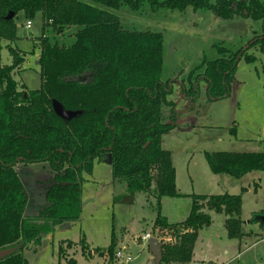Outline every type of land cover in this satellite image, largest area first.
Returning a JSON list of instances; mask_svg holds the SVG:
<instances>
[{
  "label": "trees",
  "instance_id": "16d2710c",
  "mask_svg": "<svg viewBox=\"0 0 264 264\" xmlns=\"http://www.w3.org/2000/svg\"><path fill=\"white\" fill-rule=\"evenodd\" d=\"M144 4L151 11L183 12L190 7L222 20L240 17L264 26V0H0V39L15 40L14 19L19 13L29 21L39 14L42 23L37 39L39 88L18 87L13 79L24 61L17 48L7 46L12 62L0 67V250L18 247L0 264H26L22 255L26 246L36 249L55 227L78 220L81 174L91 173L94 164L106 162L108 156L113 178L126 186L114 202L130 205L137 193L155 199L151 236L158 239L157 232L175 240L159 241L162 264L191 261L198 231L211 224L204 208L226 216L229 239L244 236L240 213L245 188L237 195H185L191 206L184 220L166 223L160 217V200L180 196L170 152L161 147L162 136L176 127L178 118L175 104L167 99L169 82L160 79L163 38L158 32L125 30L113 13L123 6L136 11ZM9 13L12 19L5 20ZM67 30L72 31L67 44L50 43L46 35L51 31L61 36ZM253 46L264 53V33L235 53L216 46L221 57L204 60L190 71L182 89L184 100L189 105L196 102L199 76L194 74L200 68L208 100L228 97L239 60L254 61L247 54ZM53 100L80 114L69 121L58 118ZM163 107L168 109L166 118ZM204 158L212 174L236 179L264 168L262 151L204 152ZM43 163L52 172L44 193L47 205L36 216L24 217L26 197L16 166ZM80 243L82 256L106 257V264H111L116 246L113 232L108 247L93 249V255L84 236ZM67 264L75 260L69 258Z\"/></svg>",
  "mask_w": 264,
  "mask_h": 264
},
{
  "label": "rangeland",
  "instance_id": "374dc122",
  "mask_svg": "<svg viewBox=\"0 0 264 264\" xmlns=\"http://www.w3.org/2000/svg\"><path fill=\"white\" fill-rule=\"evenodd\" d=\"M113 13L125 30L158 32L163 38L160 79L162 83L169 82L171 92L167 99L175 104L178 118L176 127L162 136L161 147L170 152L180 196L161 199L160 217L165 214L169 223L184 220L191 205L190 197L185 196L187 193L237 195L241 188H245L241 194L240 213L244 236L240 240L229 239L224 227L226 216L204 208L211 224L198 231L191 261L169 264H264V168L236 179L226 174H212L204 158V152H264V53L258 46H253L247 54L253 56L254 61L247 63L243 57L239 60L228 97L208 100L205 82L201 79L202 68L194 74L199 76L196 102L189 105L182 95L191 70L204 60L221 57L218 46L229 53L245 50L253 38H261L264 26L261 22L240 17L222 20L190 7L183 12L151 11L144 4L136 11L123 6ZM28 21L19 13L14 19L15 40L0 39V67L12 62L7 46L17 48L24 54V61L14 70L12 77L18 87L23 85L27 90H35L40 86L36 62L41 16L37 14L30 20L31 26L26 29ZM46 35L50 43L72 41V31L68 30L61 36L51 31ZM161 111L166 118L168 109L163 107ZM16 170L26 197L22 215L34 217L47 205L44 193L52 172L47 163L18 164ZM80 182L79 219L55 227L36 249L31 244L26 246L22 251L26 264H67L69 258H73L75 264H106V257L93 255V249L107 248L112 232L116 243L113 252L120 251L123 258L130 257L131 262L115 259L113 255L111 264H147L151 254L147 242L140 238L144 234L153 235L155 199L137 193L130 205L114 202L116 197L125 193L126 186L122 180L113 178L112 169L105 161L95 163L91 173L83 172ZM83 236L92 251L90 258L81 254ZM154 236L163 243L175 241L167 234L156 232ZM60 246L61 258L58 257Z\"/></svg>",
  "mask_w": 264,
  "mask_h": 264
},
{
  "label": "water",
  "instance_id": "95a60500",
  "mask_svg": "<svg viewBox=\"0 0 264 264\" xmlns=\"http://www.w3.org/2000/svg\"><path fill=\"white\" fill-rule=\"evenodd\" d=\"M13 14L9 13L4 19L10 20L12 19ZM38 64V61H37ZM52 110L54 114L64 120L69 121L76 117L80 112L77 111H66L58 102L52 101L51 103ZM106 163H110V156L107 157ZM147 248L148 251L151 254V259L147 262V264H160L161 263V244L156 240L155 238H150L147 241ZM16 250H18V247L11 248V249H4L0 250V260L9 256L10 254L14 253Z\"/></svg>",
  "mask_w": 264,
  "mask_h": 264
},
{
  "label": "built area",
  "instance_id": "2783aa9c",
  "mask_svg": "<svg viewBox=\"0 0 264 264\" xmlns=\"http://www.w3.org/2000/svg\"><path fill=\"white\" fill-rule=\"evenodd\" d=\"M30 26H31L30 22H29V21L26 22L25 28H26V29H29ZM150 238H152V237L150 236V234H144L140 239L143 240V241H146V242H147ZM156 240H158V239H156ZM158 242H159V241H158ZM114 258H115V259H124V261H125L126 263L131 262V258L128 257V256H127L126 258H123V256H122V254L120 253V251L114 253ZM196 264H203V263H196Z\"/></svg>",
  "mask_w": 264,
  "mask_h": 264
},
{
  "label": "crops",
  "instance_id": "0c3cea01",
  "mask_svg": "<svg viewBox=\"0 0 264 264\" xmlns=\"http://www.w3.org/2000/svg\"><path fill=\"white\" fill-rule=\"evenodd\" d=\"M37 63V62H36ZM184 97V96H183ZM176 189H177V181H176ZM177 191H178V189H177ZM178 193H180L179 191H178ZM189 194H193V193H187L186 195H189ZM184 195V194H183ZM191 200V199H190ZM160 202H161V200H160ZM191 206V205H190ZM189 213V212H188ZM187 217V216H186ZM161 218H162V220L164 221V222H166V223H169L168 222V218H167V216L165 215V214H163L162 216H161ZM176 223V222H175Z\"/></svg>",
  "mask_w": 264,
  "mask_h": 264
}]
</instances>
